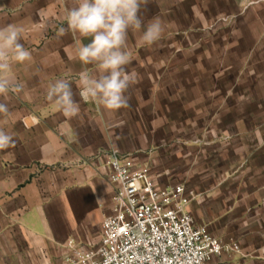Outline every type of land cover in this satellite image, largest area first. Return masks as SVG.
I'll return each mask as SVG.
<instances>
[{
    "label": "crops",
    "instance_id": "0c3cea01",
    "mask_svg": "<svg viewBox=\"0 0 264 264\" xmlns=\"http://www.w3.org/2000/svg\"><path fill=\"white\" fill-rule=\"evenodd\" d=\"M250 1L192 3L238 13ZM258 1L242 14L257 23L253 35L264 38V0ZM47 2L0 0V27L21 26V42L33 55L32 62L12 66L9 74L24 87L8 94L10 112L0 114V128L15 140L0 150V264H69L67 240L98 243L102 220L112 207L106 153L117 146V112L81 101L80 114L68 119L46 98L56 79H68L78 92L81 71L99 75L94 65L69 59L82 38L60 32L52 37L38 26ZM251 133L250 142L241 137L232 149L221 148L219 156L211 152L204 172L185 182L195 223L240 244V252L214 256L212 264H264V126Z\"/></svg>",
    "mask_w": 264,
    "mask_h": 264
},
{
    "label": "rangeland",
    "instance_id": "374dc122",
    "mask_svg": "<svg viewBox=\"0 0 264 264\" xmlns=\"http://www.w3.org/2000/svg\"><path fill=\"white\" fill-rule=\"evenodd\" d=\"M256 2L236 13L192 0H150L145 19L159 16L165 32L150 47L129 34L128 69L137 82L127 93L130 107L117 112V146L107 157L115 150L135 167L147 166L159 185L181 183L187 191L185 182L204 172L211 152L219 156L241 137L251 141L252 129L264 126V38L253 35L257 23L242 10ZM47 3L38 26L55 37L73 0Z\"/></svg>",
    "mask_w": 264,
    "mask_h": 264
},
{
    "label": "clouds",
    "instance_id": "9594fccd",
    "mask_svg": "<svg viewBox=\"0 0 264 264\" xmlns=\"http://www.w3.org/2000/svg\"><path fill=\"white\" fill-rule=\"evenodd\" d=\"M149 3L150 0H73L72 6H65L62 23L66 27L59 29L60 35L71 33L74 38H82L76 56L69 59L83 66L94 65L99 75L81 71L76 83L78 92L66 78L48 86L46 98L64 117H77L81 101L94 103L109 114L130 107L127 93L137 82V74L128 69L132 63L129 34L138 33L140 45L150 47L163 38L166 27L159 16L145 19ZM23 32L21 26L11 23L0 27V97L4 98L0 100V114L10 112L8 94L23 91L22 81L9 74L12 66L33 61L32 52L21 42ZM83 39L90 42L83 43ZM14 143L13 134L0 128V150Z\"/></svg>",
    "mask_w": 264,
    "mask_h": 264
},
{
    "label": "built area",
    "instance_id": "2783aa9c",
    "mask_svg": "<svg viewBox=\"0 0 264 264\" xmlns=\"http://www.w3.org/2000/svg\"><path fill=\"white\" fill-rule=\"evenodd\" d=\"M108 167L114 194L100 241L68 239L69 264H212L214 256L240 251L235 239L196 225L184 184L161 186L147 166L135 167L115 150Z\"/></svg>",
    "mask_w": 264,
    "mask_h": 264
}]
</instances>
